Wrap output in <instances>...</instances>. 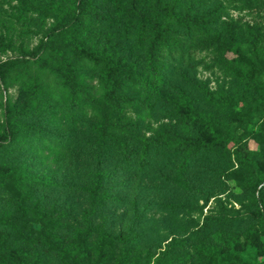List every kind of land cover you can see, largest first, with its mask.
<instances>
[{
	"label": "rangeland",
	"instance_id": "374dc122",
	"mask_svg": "<svg viewBox=\"0 0 264 264\" xmlns=\"http://www.w3.org/2000/svg\"><path fill=\"white\" fill-rule=\"evenodd\" d=\"M64 1L35 0L34 9L19 15L16 0H0V32L13 45L11 50L0 51V59L18 54L19 44L33 49L56 20L68 19L57 7L70 6ZM182 1L192 3L194 11L219 6L209 33L214 30L224 38L230 36L238 54H249L243 38L252 25L262 28L260 46L264 48V8L249 9L240 0ZM92 5L84 24L100 36L110 35L124 67L147 77L144 44H135L133 28L123 29L120 4L94 0ZM178 35L180 51L161 50L160 81L147 77L151 91L132 84L128 91L137 103L124 106L120 114L105 105L99 72L88 64L82 68L81 80L91 86L94 99L83 112L69 118L66 109L42 112L34 107L19 118L39 132L43 148L15 151L0 173L27 169L50 183L27 185L21 194L0 177V264H75L72 256L85 229L86 213L100 231L137 237L125 246L91 234L76 264H154L167 250L164 264H214L209 254L217 250L230 255L228 245L233 246L240 264H264L260 219L264 213V71L256 82H247L232 72L237 66L233 53L227 52L226 61H219L215 48L195 46L203 34ZM207 91L212 96L222 93L225 108L209 101ZM54 93H60L59 88ZM24 95L18 84L7 90L0 84V100L7 99L14 112L24 102L10 101H24ZM193 111L204 120H194ZM51 114L54 122H50ZM119 119L127 126L122 140L138 152L140 138L154 139L167 127L179 135L203 137L214 143V151L189 159L186 168L180 167L181 155L167 148L152 152L144 166L137 157L125 162L117 146L96 140L97 127ZM228 148L230 154H226ZM97 173L103 174L102 189L94 202L90 190ZM23 194L28 196L24 201L27 213L17 221L20 213L15 202ZM33 202L38 203L41 219L32 211ZM171 205L184 209L172 210ZM205 217L219 222L212 223L208 233H199ZM171 242L179 247L169 248Z\"/></svg>",
	"mask_w": 264,
	"mask_h": 264
},
{
	"label": "trees",
	"instance_id": "16d2710c",
	"mask_svg": "<svg viewBox=\"0 0 264 264\" xmlns=\"http://www.w3.org/2000/svg\"><path fill=\"white\" fill-rule=\"evenodd\" d=\"M66 1V2H65ZM70 4L66 8L59 5L58 11L66 14L68 19H58L48 31L43 33L36 46L28 49L22 44L17 46L18 54L0 59V84L4 90L8 87L18 84L25 91L24 101H36V50H37V84L38 101L50 102H24L16 112L8 106L7 99L0 100V109L2 112V131L4 138L0 137V167L4 165L7 158L15 151L36 152L43 148L40 142V134L32 130L19 118L28 110L38 107L42 112L48 110L62 109L68 111L69 118L79 114L90 106L93 102L91 86L81 80L82 68L91 65L99 72V76L104 89L102 93L104 101L116 114H120L124 106L137 103V99L128 90L132 84L140 85L145 91H151L152 87L148 82V76L156 82L160 81V74L157 71L161 50L168 53L180 51V36L191 37L192 34H203L196 40V47H213L218 52L219 61H226L227 52L233 53V63L237 64L232 68L234 75L247 82H256L264 71V48L260 46L263 36L262 28L258 25L251 26V32L243 38V42L249 49V54H238L231 44L230 36L224 38L216 31H210V26L216 23L219 6L207 10H196L192 8V3H184L182 0H113L120 4L124 15L123 29L128 32L133 28L132 34L136 45L144 44L145 54V72L147 77L130 71L124 67L123 60L120 57V51L110 42V35H103L86 26L85 15L90 9L94 0H65ZM203 1V0H198ZM242 5L249 9L264 8V0H240ZM36 6L35 0H16L15 8L19 15L28 13ZM93 6V5H92ZM50 11L52 10L49 6ZM99 18L96 14H94ZM230 28V25H229ZM181 29V30H180ZM13 49L11 39L5 33L0 32V51ZM183 54V52H182ZM50 77V78H49ZM55 88H59L60 93H54ZM207 98L218 108H225L227 103L224 101L222 93L212 96L207 91ZM223 98V99H217ZM85 100V101H78ZM78 101V102H69ZM61 105L60 106L55 105ZM192 118L196 121H203L204 117L198 113L192 112ZM51 121H55V116L50 115ZM121 119L106 123L105 126L97 127V143L103 144L109 141L119 148L123 154V161L128 162L131 158L137 157L139 163L144 166L150 161L152 152L157 153L162 149H170L181 155V168H186L189 159L197 158L204 153L214 151V143L207 142L201 136H183L173 131L172 128H166L154 139L140 138V152L133 149L129 144L122 140L121 134L124 133L127 126L120 123ZM32 131V134H30ZM39 134V135H38ZM226 154H230L229 148ZM239 161V158H237ZM0 177L9 181L13 190L20 192L26 189L27 185L49 184L50 180L46 177H38L31 174L27 169L18 172L0 173ZM103 174L97 173L92 180V190L90 194L92 201L100 199L99 190L102 189ZM22 194V193H21ZM28 196H17L15 206L20 213V220L26 215L27 209L24 201ZM108 200H112L108 198ZM34 215L41 219L38 212V203H32ZM172 210L184 209L183 206H170ZM85 214V229L76 246L75 254L72 256V262L77 263L85 253L86 243L91 234L99 233L100 237L115 243H122L125 246L130 245L137 235L122 237L112 235L99 230V227L93 226ZM263 223L261 229H264V213L260 215ZM203 225L198 227L199 233H208L212 223H218L219 220L205 217ZM102 245V244H99ZM179 247L175 243H170L169 248ZM230 255H222L217 250L212 251L210 261H216L214 264H240V259L235 253L232 245H228ZM101 250V247H99ZM160 257L154 264H164L169 258L168 250L162 251ZM179 259V258H178ZM178 261V260H177ZM213 263V262H212Z\"/></svg>",
	"mask_w": 264,
	"mask_h": 264
}]
</instances>
